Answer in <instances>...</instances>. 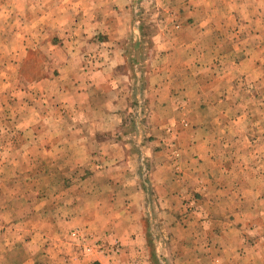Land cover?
Returning a JSON list of instances; mask_svg holds the SVG:
<instances>
[{
  "label": "rangeland",
  "instance_id": "374dc122",
  "mask_svg": "<svg viewBox=\"0 0 264 264\" xmlns=\"http://www.w3.org/2000/svg\"><path fill=\"white\" fill-rule=\"evenodd\" d=\"M33 2H39L41 17L63 24V33L45 38L41 31L37 48L28 50L21 63L18 18L23 12L31 15L24 5ZM94 8L110 23L118 19L120 35L139 39L128 43L139 47V72L122 89L114 112L111 94L92 100L80 94L83 74L103 62L95 49L83 55L86 46L76 35L80 20L95 17ZM254 32L264 34V0H0V224H18L24 231L23 245L9 249L4 264L22 258L57 264L55 257L63 252L85 253L95 259L90 264H225L226 256L242 250L239 241L250 244L238 231L245 220L239 203H230L222 191L230 176H220L198 159L197 139L192 141L197 104L189 97L155 101L145 50L155 45L152 36L162 35L168 38L160 42L168 53L180 46L186 59L199 34L209 47L216 33L228 42ZM201 111L214 112L205 106ZM97 128L105 141L119 142L115 159L126 162L125 175L143 186L138 216H124L117 226L110 224L106 203L84 196L77 200L74 189L97 160L96 153L83 151L80 131ZM46 144L52 146L49 152L43 150ZM199 180L207 187L202 195L193 187ZM127 204L120 200L114 212ZM91 218L104 222L90 223ZM135 225L140 228L130 231Z\"/></svg>",
  "mask_w": 264,
  "mask_h": 264
},
{
  "label": "crops",
  "instance_id": "0c3cea01",
  "mask_svg": "<svg viewBox=\"0 0 264 264\" xmlns=\"http://www.w3.org/2000/svg\"><path fill=\"white\" fill-rule=\"evenodd\" d=\"M24 6L31 9V15L23 12V16L18 18L23 34L21 38L17 37L20 41L18 50H21V63L28 50L37 48V38L41 31L47 33L45 38L52 37V34H62L64 27L63 24L57 26L48 17H41L39 2L31 5L26 3ZM101 15L100 10H95L94 18L87 16L78 24L76 35L81 40L80 45L86 46L83 55L95 49V54L103 59L97 70L90 75L83 74V91L80 94L85 95L87 100H92L94 96L103 99L111 94L115 101L110 103L114 106L111 112H114L118 102L122 100V89L130 86L135 81V74L139 72V61L135 58L139 48L135 43L139 39L131 38L135 43L128 44L131 39L119 34L118 19H112L110 23ZM29 16L31 19H28ZM211 37L212 42L208 47L202 43L200 34L197 35L198 43H192L189 48L191 56L184 59L182 47H176L168 53L165 42L160 43L167 42L168 38L162 35L152 36L150 40L156 43L154 46L148 45L145 50L149 58L148 87L156 86L154 95L156 93L155 101L159 104L163 100L181 102L189 99L197 104L196 108L200 113L194 118L192 141L197 139L196 149L200 154L198 159L208 163L209 169L220 176L225 173L227 176L224 177L230 176L222 191L226 193L224 197L230 203H239V215L243 212L245 220L240 222L238 231L247 234L250 244L243 245L239 241L242 250L226 256L225 264H264V34L254 32L235 38L231 36L228 42L219 38L217 33ZM159 57L161 59L158 60ZM159 61L160 64L155 66L154 63ZM125 66L128 67L123 68ZM41 83L43 81L37 82L39 85ZM203 106L214 112L205 115L201 111ZM103 133L101 128L84 133L80 131V139H85V146L81 143L83 151L96 153L97 160L89 169L90 174L81 178L74 189L80 196L77 200L84 196L104 205L106 203L111 212L110 224L117 226L122 223L124 216H138L136 212L139 209L138 202L143 199V186L130 174L125 175L126 162L115 159L120 150L119 142L105 141ZM47 135L54 137L55 132L47 130ZM90 138L95 140L94 146L87 143ZM193 146L194 144L191 148ZM51 148L46 144L43 150L49 152ZM22 150L20 147L19 152ZM220 152L226 155L221 158ZM201 181H198L200 184L197 186L194 184L196 181L193 182V187L201 188L199 194L202 195L207 192V187ZM162 185L163 189L167 188V183ZM122 199H127L129 204L119 209L122 212H114L118 210ZM246 201L253 202L254 209L248 207ZM95 206L97 207V203ZM120 214L123 217L116 220ZM228 215L231 216V213ZM62 222L66 224L63 219ZM95 222L102 224L104 219L91 218L90 223ZM135 227L131 226L130 231H136L139 226ZM232 229L235 230L234 227ZM23 240V227L18 224H0V264H4L7 251L23 245ZM63 253L55 257L57 264H90L89 261H95L87 258L85 253ZM16 264L35 262L22 258Z\"/></svg>",
  "mask_w": 264,
  "mask_h": 264
}]
</instances>
